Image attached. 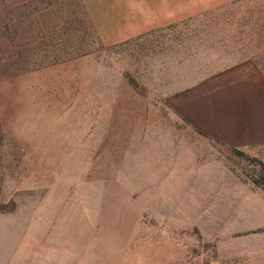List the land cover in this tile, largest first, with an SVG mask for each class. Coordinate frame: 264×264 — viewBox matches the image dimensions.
<instances>
[{
  "label": "rangeland",
  "instance_id": "1",
  "mask_svg": "<svg viewBox=\"0 0 264 264\" xmlns=\"http://www.w3.org/2000/svg\"><path fill=\"white\" fill-rule=\"evenodd\" d=\"M251 3L227 18H242L249 38L264 41V0ZM128 49L98 41L81 0H0V264H203V252L214 251L190 239V223L161 222L154 214L162 209L139 201L190 168L184 117L121 105L107 112L90 62L80 97L64 94V71L50 70L81 55L99 58L104 70L116 58L111 67L122 72ZM75 99L81 111L66 109ZM182 195L175 189L172 201Z\"/></svg>",
  "mask_w": 264,
  "mask_h": 264
},
{
  "label": "crops",
  "instance_id": "2",
  "mask_svg": "<svg viewBox=\"0 0 264 264\" xmlns=\"http://www.w3.org/2000/svg\"><path fill=\"white\" fill-rule=\"evenodd\" d=\"M252 1L81 0L98 41L129 48L124 70L111 67L119 64L116 58H108L104 70L99 58L81 55L50 69L64 71L65 95L80 97L83 63H92L96 95L106 97L100 101L107 112L121 105L124 112L184 117L190 168L176 169L161 193L144 191L139 201L162 209L154 214L165 218L161 222L190 223V239L211 243L214 251L209 260L203 252V264H264V189L229 155L238 149L264 160V41L249 38L252 29L242 18H227L230 11L242 17ZM79 102L66 109L79 110ZM175 189L183 195L172 201ZM189 205L190 213L182 210Z\"/></svg>",
  "mask_w": 264,
  "mask_h": 264
},
{
  "label": "trees",
  "instance_id": "3",
  "mask_svg": "<svg viewBox=\"0 0 264 264\" xmlns=\"http://www.w3.org/2000/svg\"><path fill=\"white\" fill-rule=\"evenodd\" d=\"M232 154L234 156H240V157H246L249 160L253 161V164H256L259 168L260 171L257 172L256 170L253 171V173H250L246 171V176L258 187H261L264 189V160L255 158V157H250L246 155L243 151L234 149L232 150Z\"/></svg>",
  "mask_w": 264,
  "mask_h": 264
}]
</instances>
